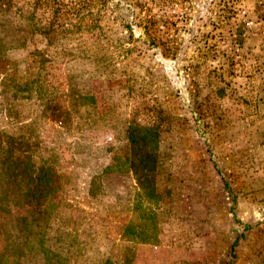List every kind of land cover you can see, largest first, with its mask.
<instances>
[{
  "label": "rangeland",
  "instance_id": "rangeland-1",
  "mask_svg": "<svg viewBox=\"0 0 264 264\" xmlns=\"http://www.w3.org/2000/svg\"><path fill=\"white\" fill-rule=\"evenodd\" d=\"M0 264H264V0H0Z\"/></svg>",
  "mask_w": 264,
  "mask_h": 264
}]
</instances>
